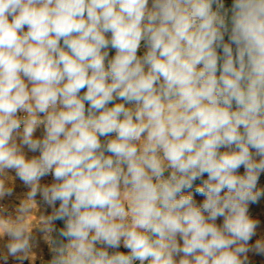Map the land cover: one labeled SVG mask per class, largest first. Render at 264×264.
Masks as SVG:
<instances>
[{
    "label": "clouds",
    "instance_id": "obj_1",
    "mask_svg": "<svg viewBox=\"0 0 264 264\" xmlns=\"http://www.w3.org/2000/svg\"><path fill=\"white\" fill-rule=\"evenodd\" d=\"M262 174L264 0H0V264H251Z\"/></svg>",
    "mask_w": 264,
    "mask_h": 264
},
{
    "label": "rangeland",
    "instance_id": "obj_2",
    "mask_svg": "<svg viewBox=\"0 0 264 264\" xmlns=\"http://www.w3.org/2000/svg\"><path fill=\"white\" fill-rule=\"evenodd\" d=\"M110 55H114V50H110ZM40 131L37 132V135H40ZM29 156L33 155L32 153H28ZM243 168L240 169V172L243 173ZM50 180V178H48ZM16 186V193L17 195L23 194L26 189L24 188L23 184L19 181H15ZM258 188H264V174L261 175L260 180L258 181ZM39 199V198H38ZM197 199H200L199 197ZM15 202V199L13 197V201ZM43 214V206H41L40 211H38L37 215ZM249 215L260 221V224L257 228V234L255 237H253V242L255 239H264V197H262L258 203L250 204L249 206ZM42 252L45 253V255H40ZM50 250L46 243L41 241L38 248L34 249V253L29 257V259L33 262L38 259L39 262H41L44 259H47L49 257ZM51 256V255H50ZM249 258L251 261V264H264V255H256L254 253H249Z\"/></svg>",
    "mask_w": 264,
    "mask_h": 264
},
{
    "label": "crops",
    "instance_id": "obj_3",
    "mask_svg": "<svg viewBox=\"0 0 264 264\" xmlns=\"http://www.w3.org/2000/svg\"><path fill=\"white\" fill-rule=\"evenodd\" d=\"M224 2H225L226 7H228V6L231 5L232 0H224ZM226 39H227V37H226ZM143 50H144V49H143V45H142V48H141V51H140L139 54H142ZM125 251H126V250H125ZM40 255H43V256H44L45 253L42 252ZM50 255H51V253H49V257H48L47 259H44V260H42L41 262H39V260L36 259V260L33 262V264H47V261L50 259ZM25 264H28V261H26Z\"/></svg>",
    "mask_w": 264,
    "mask_h": 264
}]
</instances>
